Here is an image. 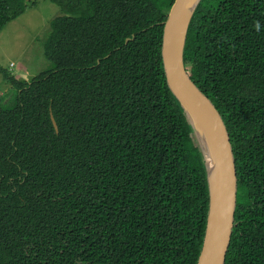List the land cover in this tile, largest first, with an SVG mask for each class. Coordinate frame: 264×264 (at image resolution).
Returning a JSON list of instances; mask_svg holds the SVG:
<instances>
[{
  "label": "trees",
  "instance_id": "16d2710c",
  "mask_svg": "<svg viewBox=\"0 0 264 264\" xmlns=\"http://www.w3.org/2000/svg\"><path fill=\"white\" fill-rule=\"evenodd\" d=\"M48 1L53 68L26 82L0 67V264H196L205 163L161 58L175 0ZM25 9L0 0V32ZM184 65L234 156L224 264H264V0H201Z\"/></svg>",
  "mask_w": 264,
  "mask_h": 264
},
{
  "label": "water",
  "instance_id": "95a60500",
  "mask_svg": "<svg viewBox=\"0 0 264 264\" xmlns=\"http://www.w3.org/2000/svg\"><path fill=\"white\" fill-rule=\"evenodd\" d=\"M200 1H174L163 23L161 58L168 89L192 128L205 163L209 205L202 248L196 264H224L236 209L234 156L221 116L188 77L184 65L188 29ZM50 117L57 132L53 116Z\"/></svg>",
  "mask_w": 264,
  "mask_h": 264
},
{
  "label": "rangeland",
  "instance_id": "374dc122",
  "mask_svg": "<svg viewBox=\"0 0 264 264\" xmlns=\"http://www.w3.org/2000/svg\"><path fill=\"white\" fill-rule=\"evenodd\" d=\"M26 9L0 32V67L20 81L53 68L43 51L50 32L49 24L60 14L48 0H25ZM0 99L8 106L14 102V90L0 74Z\"/></svg>",
  "mask_w": 264,
  "mask_h": 264
},
{
  "label": "bare ground",
  "instance_id": "6f19581e",
  "mask_svg": "<svg viewBox=\"0 0 264 264\" xmlns=\"http://www.w3.org/2000/svg\"><path fill=\"white\" fill-rule=\"evenodd\" d=\"M208 159H209V166H210V164H211V160H210V157L208 156Z\"/></svg>",
  "mask_w": 264,
  "mask_h": 264
}]
</instances>
